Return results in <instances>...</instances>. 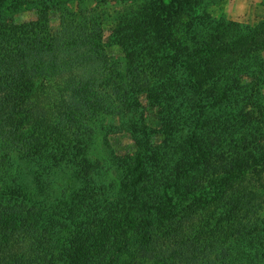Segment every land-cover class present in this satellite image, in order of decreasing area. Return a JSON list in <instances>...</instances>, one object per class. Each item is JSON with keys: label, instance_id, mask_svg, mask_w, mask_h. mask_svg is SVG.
I'll return each mask as SVG.
<instances>
[{"label": "trees", "instance_id": "trees-1", "mask_svg": "<svg viewBox=\"0 0 264 264\" xmlns=\"http://www.w3.org/2000/svg\"><path fill=\"white\" fill-rule=\"evenodd\" d=\"M93 1L37 0L27 24L0 15V264H264V125L247 110L261 107L264 19H217L207 0H121L117 14ZM140 95L158 107L159 147ZM109 117L138 145L114 195L71 181L111 169L89 154ZM61 170L58 200L33 199L32 181Z\"/></svg>", "mask_w": 264, "mask_h": 264}, {"label": "rangeland", "instance_id": "rangeland-1", "mask_svg": "<svg viewBox=\"0 0 264 264\" xmlns=\"http://www.w3.org/2000/svg\"><path fill=\"white\" fill-rule=\"evenodd\" d=\"M37 0H4L2 2V8L0 9V15H6L11 16L14 18V20L18 24H27L31 21H34L37 19V9L33 8L34 4ZM209 3L213 1V4L209 5V8L207 9V12L217 19L219 18H226L232 22H236L239 24H245V25H256L259 21L264 19V0H207ZM109 4V8L111 12H115L117 14L118 11L127 10L130 7H127L124 9L125 4L121 3V0H107ZM132 3H135L136 0H126V4L129 5ZM89 4L94 5L93 0H89ZM188 17H192L189 15ZM52 26L54 28H57L59 26V22L57 20L56 14H53L52 20H51ZM118 24V21H106L105 22V34L110 35L112 31H114V28ZM183 33L177 32V37H182ZM108 51L113 57H119L121 55H124V50L120 48L119 45L109 44ZM264 87V86H263ZM257 88L254 95V99H258V101L261 104L260 108H256L254 106H248L247 110L250 109V111H253L257 115V119L254 120V125L257 122L262 121L261 123L264 125V88ZM139 104H141L142 107V116L145 119V125H141V115L138 118V124L142 126V130H145L148 136H150L149 139L153 138V144L152 147H159V145L162 144V141L164 139V135L161 133L162 129V123L159 120L158 116V107L153 106L149 103V99L146 95H140ZM213 112H216L213 108H209V115ZM252 112L249 114L251 115ZM252 117V116H251ZM251 119V118H250ZM233 125L237 127L236 134L241 132L247 122L245 121V118H242L239 115H233L232 117ZM128 125V124H124ZM253 125V126H254ZM108 126L105 131H101L98 136V138L95 140V146L94 150H92L89 154L90 157L98 158L101 165L104 167L106 165H111V169L107 170V173L103 175V177H95L93 180H87L84 178H74L71 180L75 185L78 184H84L87 186H92L98 184L99 188L101 185H105L109 187V190L107 193L110 195H114L116 193H124L123 189H120V191H117V186L115 184V178L118 179V181H123V179H127L128 176H126V169L123 166L124 159L132 158L134 154L137 152L138 145L135 141V138H133V135L129 130L126 129L125 126L121 125V121L115 119L114 117H109L108 119H104L101 122H99L98 127L99 129ZM264 129V128H263ZM233 131V128L231 127L230 133ZM264 145V144H263ZM29 164V163H28ZM31 167L32 163L29 164ZM28 165V166H29ZM29 166V167H30ZM69 170V169H68ZM58 175L56 178L54 175L52 176L53 180L45 179V187L43 188V182L39 179L33 180L32 185L33 187L38 186V190H34L31 192V196L33 199H39L42 197H45L49 202L52 204L56 199L59 197V193L53 192L52 186L54 185L55 180H58L59 182H65L69 183L68 179L66 178V172H62ZM60 171H56L58 173ZM68 172V171H67ZM60 178V179H59ZM31 182V180H30ZM81 182V183H80ZM89 182V184H88ZM50 193V195H48ZM139 195H141L142 198H145L146 196H143V192L137 191ZM136 194V193H135ZM48 197V198H47ZM58 200V199H57ZM57 203V202H56ZM59 210V208H58ZM62 212L61 210H59ZM59 215L55 216L52 213H50L49 217L51 220H55ZM49 220V219H48ZM45 223V219L41 221V224ZM61 221L57 222L54 227L57 226V224H60ZM64 225H66V221H63ZM62 226V223L59 227ZM58 227V228H59ZM66 227V226H65ZM67 236H69V230L64 231L63 233V239H65ZM65 237V238H64ZM137 245V244H136ZM136 245L130 244V249L126 250L124 254L131 255L135 252H137V249L135 248Z\"/></svg>", "mask_w": 264, "mask_h": 264}]
</instances>
